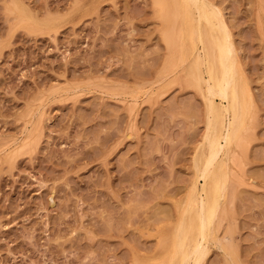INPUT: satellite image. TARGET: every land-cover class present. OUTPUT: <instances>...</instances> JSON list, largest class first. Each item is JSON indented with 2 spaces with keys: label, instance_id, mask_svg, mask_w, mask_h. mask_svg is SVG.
Segmentation results:
<instances>
[{
  "label": "rangeland",
  "instance_id": "obj_1",
  "mask_svg": "<svg viewBox=\"0 0 264 264\" xmlns=\"http://www.w3.org/2000/svg\"><path fill=\"white\" fill-rule=\"evenodd\" d=\"M207 1L251 99L202 264H264V0ZM175 7L0 0V264H166L207 128Z\"/></svg>",
  "mask_w": 264,
  "mask_h": 264
},
{
  "label": "bare ground",
  "instance_id": "obj_2",
  "mask_svg": "<svg viewBox=\"0 0 264 264\" xmlns=\"http://www.w3.org/2000/svg\"><path fill=\"white\" fill-rule=\"evenodd\" d=\"M175 6L178 68L187 66L201 95H206L207 128L203 139L205 149L203 153L198 152L201 156L196 160L197 176L203 181L199 187L201 191L198 192L192 180L182 213L171 228V254L162 253L161 262L167 256L166 264H202L208 252L209 239L215 237L217 222L224 209L222 203L229 185L228 156L245 129L251 94L242 79L237 50L221 12L207 0H175ZM214 98L225 101L226 105H216Z\"/></svg>",
  "mask_w": 264,
  "mask_h": 264
}]
</instances>
